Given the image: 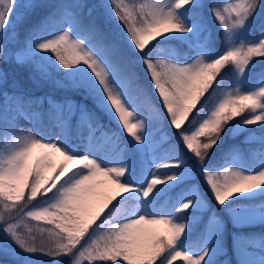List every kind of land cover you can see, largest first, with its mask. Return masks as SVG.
<instances>
[{
	"label": "snow or ice",
	"instance_id": "1",
	"mask_svg": "<svg viewBox=\"0 0 264 264\" xmlns=\"http://www.w3.org/2000/svg\"><path fill=\"white\" fill-rule=\"evenodd\" d=\"M17 3L18 0H0V61L14 58L19 64H29L33 78L41 79H52L53 72H59L62 67L67 71L63 72L62 79L54 80L58 86L87 88L110 117H118L117 122H122L141 152L154 148L153 133L142 131L143 121H131L133 112L129 106L139 89L119 41L109 39L94 25L86 30L84 38L71 39L70 31L83 29L77 14L71 10L74 6L62 4L57 13L31 30L24 48L14 51L7 45L16 40V33L9 29ZM193 3L194 0H173L170 3L168 0H153L142 5L139 12L133 15L121 0L110 2L116 21L127 26L124 31L126 42L141 55L154 88L166 106L170 123L176 129L181 128L218 76L223 81L233 67L240 76H244L246 71H251L249 65L254 57L264 58V35L256 43L235 42L239 39L236 33L254 15L260 0H236L223 9L218 6L217 0H202L201 7L209 9L222 25L227 49L220 54L210 53L206 44L200 43L196 45L199 54L190 63L154 59V52L160 43L158 37L193 31L180 16V10L186 11L187 6ZM56 23L66 24L68 30L49 38L50 30ZM85 40L89 41L87 45ZM150 41L155 43L146 48ZM49 51L55 54L54 58L41 55ZM257 75L264 81V71ZM0 80L6 82L8 73L0 71ZM44 99H25L21 95L3 92L0 137L5 141L11 138L12 141L11 150L0 160V204L4 209L0 212V222L5 225L4 233L25 253L53 259L70 256V264L96 260L111 261L113 264L117 261L120 264H157V261L159 264H173L177 258H182L186 264H207L208 248L196 253L182 246L186 222L189 223L185 217L198 198L196 189L181 193L171 207L156 206L159 197L174 186L172 182L181 180L182 170L164 173L166 179H159V172H145L138 178L129 179L130 168L120 162L123 148L114 134L109 137L111 151L103 156L96 155L95 140L97 133L103 134V130L88 114L81 115L76 137L69 135L67 121L77 112V105L70 100L56 103L51 97L47 98L54 110L49 113V120L59 124V133L46 131L39 122L29 131L20 130L18 117L31 120L37 115L25 111L23 105L42 104ZM245 111L249 112V115L243 116L245 125L264 123V84L254 91H244L241 86L226 91L196 130L191 134L185 130L178 135L182 136L187 149L199 158V164L204 165L207 150L220 142L225 127ZM81 127H87V137L79 134ZM202 136H207L208 142L201 143ZM85 140L87 150L77 153L73 141L83 144ZM56 153L64 158L59 167L53 160ZM153 159L157 157L153 156ZM164 159L172 163L165 164L159 159L153 167L184 168L185 158L178 150L166 153ZM69 163L79 167L70 169ZM255 168L257 170L249 171L253 174L230 167H224L223 172H211L204 168L203 177L217 203L223 205L237 193L264 189V158L255 164ZM50 172L55 174L49 175ZM25 189L29 190V201L35 200L38 195L45 197L39 204L33 205L35 210H29L27 216L55 225L54 229L47 230L49 243L41 241L36 244L35 237H23L9 215L17 209L16 202L24 198ZM117 197L120 199L117 200ZM113 201L117 203L107 217L77 249L76 245ZM129 202H133V206L125 208Z\"/></svg>",
	"mask_w": 264,
	"mask_h": 264
},
{
	"label": "trees",
	"instance_id": "2",
	"mask_svg": "<svg viewBox=\"0 0 264 264\" xmlns=\"http://www.w3.org/2000/svg\"><path fill=\"white\" fill-rule=\"evenodd\" d=\"M110 2L109 0H18L17 5L20 3H24V5L20 10L15 11L12 26L9 29L10 32L14 31L16 33V40L11 45L12 50L15 51L24 48L31 30L54 13H57L60 5H73L74 7L71 10L77 14V18L83 29L78 33L85 37L87 34L86 30L91 25H94L98 30L105 33L109 39L118 40L121 44L124 54L129 61L130 72L134 75L135 83L139 89L134 94V99L131 102L134 113L143 121L145 130L153 133L152 140L157 138L162 139L161 146L156 148L155 152L158 153L163 149L171 150L172 152L178 150L182 153L185 160L191 163L195 167L196 172H198L200 167L198 162L199 158L195 156V153L187 149L182 140V136L178 135V133H182L185 130L188 132L195 128L200 118L223 98L226 91H233L239 86L244 91H254L264 84V81L260 80L257 75L261 71H264V58L254 57L253 59L255 60L249 65L251 71H246L244 76H240L234 67L229 73V76L225 77L223 81L218 76L217 80L213 82V85L205 95L197 102L187 120L181 125V128L176 129L169 123L161 107L150 73L143 64L141 55L135 51L134 47L126 42L127 37L124 35V31L127 26L123 24L119 25L118 21H116L114 14L111 12ZM223 2L224 0H217V4L221 9L225 6ZM121 3L122 5H127L132 10L133 15L139 12L142 5L148 4L147 0H121ZM201 4L202 0H194L192 5L187 6L186 11L180 10V14L183 17L191 19L195 15L199 17V38H206L207 35L205 44L209 52L220 54L228 47L222 25L211 15L209 9L202 8ZM57 19L59 18L57 17ZM59 25L61 24H54L50 33L55 31ZM72 31L77 32L76 29ZM262 35H264V0H260V5L257 7L254 15L245 24L244 28L236 33L239 39L235 42L239 43L244 41L247 43H256ZM157 39H160V43L154 52L156 56L154 59H159V50H162L164 54H174L181 60H190L199 52V48L195 43L189 41L185 33H169L167 37H158ZM85 41L89 43L88 40ZM154 43L155 41H150L146 48L151 47ZM41 55H48L54 58L55 54L49 51L43 52ZM0 66L3 72L8 73V80L6 82L0 80V106L3 105L4 91L21 96L22 94H26V96L33 100L44 97L45 99L42 104L33 103L24 105L28 107L37 105L42 117V123L48 127L52 121L49 120V113L51 112L47 98L51 97L52 99L60 100L70 99L77 105V112L67 121L69 135L73 138L76 137L78 113L84 109L96 124L104 127L111 135L114 134L118 138L123 148L124 160L133 168L129 178H138L143 175L147 167L144 151L141 152L133 144V137L127 131L123 132L119 125L104 110L98 107L95 97L90 94L89 90L84 87H60L54 82L56 79H62L63 72L67 70H63L61 67L59 72H53L52 79H41L39 77L33 78L29 64H19L14 58L11 61H1ZM247 115H249V112L245 111L241 117L234 118L225 127L220 142L213 148L207 150L208 157H206L204 166L209 171H219L220 166L229 160L230 156H233L235 148L240 149L247 164L251 168H255V164L264 157V123L245 125L243 122L245 117L243 116ZM237 126L240 127L235 129ZM200 141L201 143L208 142L207 136L200 137ZM6 142L3 137H0V153ZM173 168L165 167L163 169ZM174 183V186L165 192L169 194L170 201L177 197L182 188L193 183V181L192 177H187L181 178L180 181ZM199 185L202 193H204V196L208 200L209 207L221 209L224 220V228L219 234L221 248L213 256L207 258V264H218L224 257L226 258L227 264H244V257L252 252L251 249H247L248 246L264 243V213L249 221L238 222L232 217V209L230 208L234 206L237 200H243L241 197H244L245 193H240L230 198L227 201L229 205L225 207L217 203L215 197L212 195L204 181L203 170ZM246 198V200H250L255 205H264V189L254 190ZM43 199L45 197L38 195L35 200L29 201V190L25 189L24 198L16 202L17 209L9 214L19 216V225L25 234V238L35 237L34 242L36 244H39L41 241L49 243V233L47 230L55 228L54 224L45 220L38 221L27 216L29 209L33 205L40 203ZM119 199L120 197H117V200ZM161 199L162 197H159L156 202L159 203ZM116 203L117 201H113V204L109 205L108 209L90 227L89 232L83 237L85 240L88 239L89 235H91L92 231L98 225H101V222L107 217L113 205ZM1 206L3 204H0ZM132 206L133 202H129L125 208H131ZM187 220L189 223L186 222V233L183 236L185 242L193 246L201 245L204 240L207 222L200 219V217L189 218ZM56 230L59 231V229ZM101 262L102 264H113L111 261L101 260ZM184 262L182 258H179L175 264H184ZM116 264H120V261H117ZM157 264H159V261H157Z\"/></svg>",
	"mask_w": 264,
	"mask_h": 264
},
{
	"label": "rangeland",
	"instance_id": "3",
	"mask_svg": "<svg viewBox=\"0 0 264 264\" xmlns=\"http://www.w3.org/2000/svg\"><path fill=\"white\" fill-rule=\"evenodd\" d=\"M109 1H111V0H109ZM152 2H153V0H147L148 4H150ZM162 2H166V0H162ZM168 2L169 3L173 2V0H168ZM235 2H236V0H224L223 3H224V5H226L228 3H235ZM23 5H24V3H20L19 5H17V7L14 8V12L20 10ZM180 16H181V19L185 22V24L193 29L192 32L185 33L187 35V37L189 38V41L195 43V45H198L200 43L205 44L207 35H206V38H203V39L199 38V32H198V27L200 25L199 17H197L195 15L194 18L191 19V18L183 17L181 14H180ZM65 30H68V26L66 24H63V25L61 24V25H59V27L55 31L50 33L49 38H55V35L62 34V32ZM70 38L71 39H78V38H84V36L78 32L70 31ZM12 44H13V42H9L7 47L9 49H12V46H11ZM85 44L87 45L88 43H86V41H85ZM158 53H159L158 54L159 59H161V60L176 59L182 63H190L192 59H195V56H193V58L190 60H181L180 58H178L174 54H164L162 52V50H159ZM198 54H199V52H198ZM198 54H196V55H198ZM174 62H176V61H174ZM145 67H146V65H145ZM0 71H3L1 66H0ZM155 91H156L157 96L160 100L161 107H162V109H163V111H164V113H165V115H166V117L170 123V116H169V114H167L166 106L163 105L162 98L159 96L158 90L155 89ZM22 96L25 99L29 98L28 96H26V94H22ZM52 100L55 101L56 103H62L64 101H69L70 99H67V100L52 99ZM96 103L100 109L104 110L98 104L97 100H96ZM215 105L211 109H209L205 115H203L200 118L197 126L193 129L189 130L188 134H191L192 131H194L198 128L199 124L203 121L204 118H206V116L210 113V111L214 109ZM23 108L28 113H36L37 115L31 120L26 119L23 116L18 117L17 123L19 125L20 130L29 131L38 122L42 123V117H41V114L39 112V109L37 108V105H33L31 107L23 105ZM129 110L133 112V116L131 118V121L133 123L141 122V120L138 118V116H136V114L134 113V108L132 105L129 106ZM50 112H54V110L51 107H50ZM83 113L87 114V112L84 109L79 111L77 125L80 123V117ZM106 113L108 114V112H106ZM111 118L115 123H117L119 125L120 129L123 132H126V130L123 128L122 122H119V123L117 122L118 117H111ZM44 126H45L46 131L50 130V133H59L61 131L59 124L55 121H52L48 127L46 125H44ZM99 127L103 130V134L97 133V139L95 140V147L97 148L98 151H97L96 155L103 156L105 154V152L111 151L112 141L109 138L111 136V134L104 127H101V126H99ZM239 127L240 126H237L235 129H238ZM142 131H146L145 128ZM79 134L84 136V137H87V135H88L87 127H81L79 130ZM204 137H206V136H204ZM152 141L154 144V148L144 150L147 167H146L145 171L143 172V174L145 172H147L149 174L152 172H159V173H161V175L158 178L159 179H166V177L163 175L164 173H166V172H177V171L182 170V173H183L182 178L192 177V181H193V183L182 188V190H180V192L178 193L177 197L174 200L170 201L169 194L164 193L163 195H161L160 197H162V199L159 203L156 202V206L157 207H171V205L174 202H176L177 198L180 196L181 193L187 192V191L195 188L198 198H197L196 203L194 204L193 208L188 210L189 213L187 214L185 219L200 217V219L207 222L204 240H203L201 245L193 246V245L187 244L185 242L183 236H182V240H184L182 246L185 248H189V249H191L192 252H196V253H199L203 248H208L209 249V256L208 257L214 255L221 248V240L219 238V234L222 231V229L224 228V220L222 218V214H221L222 210L221 209H219L217 207H214V208L209 207L208 200L204 196V193H202L200 185H199L200 180H201L202 170H204V168H207V167H205L204 165H200L199 171L196 172L195 167L191 163H188L186 160H184V168L183 169H177V168L163 169V168L153 167L154 164L159 159L165 164L172 163L171 160L164 159L166 153L172 152V151L163 149L160 152L156 153L155 149L159 148L161 146L162 139L157 138V139H154ZM45 142H47V141H45ZM132 142L134 145H136L134 138L132 139ZM11 143H12V141L10 138V140L4 144L3 150L0 153V159L1 160L11 150V147H10ZM86 143H87L86 140L84 141L83 144H77L76 141H73V144L76 145L77 153H82L83 151L87 150L86 149ZM122 152L120 153V162L127 164L130 168V172H132L133 168L131 165H129L124 160ZM37 153H39V150H37ZM113 155H115V153H113ZM153 156L157 157V159L154 160ZM232 157H234V159H229V160L225 161L220 166V168H219L220 172L224 171V167H230V168H235V169H238L241 171H245V174H253L249 171L257 170L256 168H251L247 164V162H246L245 158L243 157V154L241 153L239 148H235ZM53 160H54L55 164L57 165V167H59L64 162V158L59 153H56L54 155ZM102 166H103V164H102ZM69 167H70V169H75V168L79 167V165L69 163ZM54 174H55L54 172L49 173V175H54ZM135 178H137V177H135ZM135 178H129V179H135ZM123 179L124 178H122V182H123ZM150 179H151V175L148 176L149 181H150ZM172 183H174V181ZM157 187H164V186L158 185ZM251 193L252 192H245L244 195L247 197V196H250ZM239 194L240 193H237L236 195H239ZM245 196L241 197V198H243V200H237V202L234 204V206L230 208V209H232V217L235 218L238 222L249 221L254 217L257 218L261 213H264V205H261V206L255 205L250 200H246L247 198ZM223 205L226 207L229 204H228V202H226ZM29 210H35V209H33V207H31ZM3 211H4L3 206H1L0 212H3ZM10 216L13 218V223H15L17 225V228H16L17 232H19L23 237H25V234L19 225V216H17V215L16 216L10 215ZM181 222H184V221L182 220ZM4 226L5 225H3V222H0V255L2 257L0 259V264H20V263H22V264H70V260H71L70 256L64 257L63 259H53V258H50L48 256H44V255H35V254L25 253L7 236L6 233H4V231H3ZM85 241H87V240H85V238H82L80 244L76 245V248L79 249L81 247V245L85 244ZM249 248L253 249V251H252V253L245 256L244 264H264V243L263 242L259 243L255 247L253 245H251V246H249ZM5 257H10V258H5ZM20 258H21V260H20ZM177 259H179V258H177ZM175 262H173V264H175ZM83 264H102V262H101V260H96L95 262L84 261ZM184 264H186V262H184ZM218 264H226V258L224 257L223 260L220 261Z\"/></svg>",
	"mask_w": 264,
	"mask_h": 264
}]
</instances>
